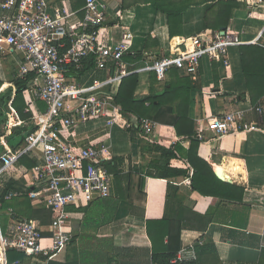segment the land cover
<instances>
[{"label": "crops", "instance_id": "0c3cea01", "mask_svg": "<svg viewBox=\"0 0 264 264\" xmlns=\"http://www.w3.org/2000/svg\"><path fill=\"white\" fill-rule=\"evenodd\" d=\"M48 2L52 9L62 7L74 12L72 22L82 18L85 0ZM101 2L107 5L108 13L102 27L104 42L118 43L126 34H131L130 49L123 57L122 66L110 65L107 70H98L95 62L90 64L89 58L85 60L87 68L81 75L69 71L67 76L70 81L86 86H90L94 80L104 81L101 91L112 98L118 93L123 78L134 73L139 77L136 98L150 96L152 78L156 80L153 86L161 89L162 84L171 77L167 74L165 79H157L148 67L151 57L168 53L172 45L183 37L203 32L216 33L225 28L249 41L264 29V4L253 6L249 0ZM172 5L176 6L177 11L186 7L181 21L178 18L179 21L172 23L163 11ZM258 47L230 46L227 66L205 57L196 76H192L195 89L192 91L189 113L195 121L200 141L198 156L210 163L218 176L221 171L225 178L223 180H233L229 183L244 188L243 202L203 196L192 189L188 176L169 179L147 176L144 165L152 159L153 153L143 155L146 140L142 130H128L124 123L127 120L125 116L124 120H117L112 125H108V118L105 117L91 119L73 128L69 141L78 147L93 143L108 148L109 155L102 160L110 174L111 194L108 197L122 198L112 220L98 228L83 225L85 217L90 214L97 218L109 216L105 211L101 212L103 208H97L98 204L102 205L97 196L92 203L79 207L72 204L70 206L74 208L68 209L67 222L71 232L75 230L77 233L73 242L45 259L10 249L6 252V262L0 264H95L84 261L82 253L96 248L99 240L108 244L103 252L105 259H112V264H151L153 243L147 232V223L151 221L153 225L154 220L164 216L168 183L179 188L178 206L213 216L206 231L183 230L179 256L187 261H199L198 264H264V50ZM23 63L24 55L21 52L0 53V157L5 153L23 152L26 137L37 128L34 114L41 115L47 109L46 103L32 88V81L21 95L18 92L15 80L32 73H21ZM122 70L126 72L122 74ZM254 97L257 100L254 101ZM257 106H261L262 113L256 110ZM240 110L244 111L247 122L257 124L256 129L220 136L210 128L208 116ZM158 112L160 116L152 119L159 123L155 139L163 138L168 142L181 139L174 127L176 117L171 106L164 105ZM131 119L137 120L135 115ZM182 146L189 150L191 140H183ZM42 158L41 149L32 147L7 170H2L0 159V172L6 175L0 177V186L3 181H8L12 183V189L24 193L18 198L6 199L7 208L0 209V226L5 232L13 217L33 219L43 231L42 244L46 246L51 243L52 212L45 202L28 196V192L36 188L33 182L38 184L33 168ZM188 165L181 159L172 161L173 167L186 169ZM167 240V237L164 238V242ZM210 244H214V248H203L201 255L197 253V246ZM97 260L100 258L97 257ZM172 262L175 263V260L172 259Z\"/></svg>", "mask_w": 264, "mask_h": 264}, {"label": "built area", "instance_id": "2783aa9c", "mask_svg": "<svg viewBox=\"0 0 264 264\" xmlns=\"http://www.w3.org/2000/svg\"><path fill=\"white\" fill-rule=\"evenodd\" d=\"M249 1L253 6L264 4V0ZM82 12V18L72 22L74 12L62 7L52 9L48 0H0V53H23L21 73H34L32 88L47 105L44 113L34 114L37 128L26 137L23 152L1 155L2 170L13 167L20 155L30 148L41 149L42 161L33 168L38 184L33 182L36 188L28 192V196L45 202L53 215L51 243L46 246L42 244L43 231L33 219L13 217L5 232L0 226V262H6V252L10 249L45 256L60 251L72 237L66 207L72 204L79 207L96 196L111 194L110 174L102 164L109 155L108 148L93 143L78 147L69 141V134L91 119L105 117L108 125H112L126 117L112 96L101 91L104 81L94 80L86 86L70 81L67 73L72 68L80 69L89 58L95 60L98 70H107L110 65L122 66L123 57L130 49L131 34H126L118 43L104 42L102 27L108 13L107 5L101 0H85ZM263 36L264 29L249 41L230 30L183 37L168 53L152 56L148 67L160 80L165 79L172 68L196 76L205 57L227 66L230 46L248 43L264 47ZM256 110L262 113L261 107ZM207 121L220 136L257 128V124L245 120L241 110L208 116ZM124 123L126 128L139 123L141 130L150 135L159 124L149 118L135 122L127 118ZM23 195L12 189L6 199Z\"/></svg>", "mask_w": 264, "mask_h": 264}, {"label": "trees", "instance_id": "16d2710c", "mask_svg": "<svg viewBox=\"0 0 264 264\" xmlns=\"http://www.w3.org/2000/svg\"><path fill=\"white\" fill-rule=\"evenodd\" d=\"M175 7V5H172L170 9L163 10L168 15L172 23L177 22L178 18H180L181 21V15L186 9L185 7L183 10L177 11ZM176 15L179 16L177 17ZM244 45L259 46L257 44L246 43L242 44L241 47H244ZM258 48L264 50V47L262 46H259ZM94 62L95 60L91 58L90 64H93ZM86 68L87 63L85 64L84 61L80 69L72 68L70 71H73L76 75H81L82 71H85ZM167 74H169L171 78L162 84L161 89H157L153 86V84L155 85L156 80L152 78L153 82L150 96L141 99L135 97V91L139 82L138 74L134 73L126 76L122 80L118 93L113 97L114 103L121 107L123 115L129 120L131 119V116L134 115L136 116L137 121L142 118L155 119L154 117L160 116L158 111L161 110L164 105L171 106V111L176 117L174 127L178 137L181 138L179 140L168 142L163 138L155 139V133L150 135L142 131L143 137L146 140V144L143 146V155L145 156L148 152L153 153L152 159L144 165L145 174L153 178L161 179L188 176L191 180L192 189L198 191L203 196L216 197L222 199L223 201L228 200L230 202H243L244 188L223 180L217 175L210 163L204 161L198 156L200 141L198 140L195 121L189 113L191 95L192 91L195 89L192 74L183 76L182 74L186 73L178 70L177 68H172ZM34 78V73H30L24 78L21 77L15 80V85L17 86L20 95L28 87L31 81H34ZM255 100H257V98L254 97V101ZM132 128L141 130L139 123L133 124L131 128L127 129L130 130ZM186 139L191 140V147L189 150H186L182 146V141ZM174 159H181L186 163H189L188 168L183 169L173 167L172 161ZM5 176V173L0 172L1 178ZM2 184L4 186H0V209L4 207L7 208L6 195L13 187L12 183L8 181H3ZM178 192L179 188L177 185L168 183L165 207L166 211L164 216L160 219L154 220L153 225L151 221H148L147 223V232L153 243L151 264H198L199 262L195 260L187 261L179 258L178 251H180L183 245L182 233L183 230L186 229L206 231L208 225L213 221V216L209 213L201 214L185 208L182 205L178 206L177 200H180ZM96 199H99L102 204H98L97 208H103L104 210L101 209V212L105 211V213L109 214V216L97 218L90 214L85 217V223H83L84 226L98 228L99 226L110 222L122 198L99 197ZM96 199L92 200V202ZM70 207L74 208L72 206H67L66 210L68 211ZM76 237L77 233L73 230L72 237L67 245L73 242ZM166 237L168 240L167 242H164V238ZM100 245L101 248H99ZM105 246L108 247V244L99 240V244L96 248L82 253V256H85L84 261H89L90 263L92 261L95 262V264H112V259H109L108 257L105 259V253L103 252ZM111 248L113 251V243H111ZM203 248H214V244L203 247L197 246V253L201 255ZM39 257L43 259L48 258V256L43 254H39ZM97 257H99L100 260H97ZM172 259L175 260V263L172 262Z\"/></svg>", "mask_w": 264, "mask_h": 264}, {"label": "water", "instance_id": "95a60500", "mask_svg": "<svg viewBox=\"0 0 264 264\" xmlns=\"http://www.w3.org/2000/svg\"><path fill=\"white\" fill-rule=\"evenodd\" d=\"M225 28H223V30H222V32L224 33L225 32ZM222 179H224V177L222 176V174H221V171H220V175H219Z\"/></svg>", "mask_w": 264, "mask_h": 264}, {"label": "bare ground", "instance_id": "6f19581e", "mask_svg": "<svg viewBox=\"0 0 264 264\" xmlns=\"http://www.w3.org/2000/svg\"><path fill=\"white\" fill-rule=\"evenodd\" d=\"M229 182H233V180H229Z\"/></svg>", "mask_w": 264, "mask_h": 264}, {"label": "rangeland", "instance_id": "374dc122", "mask_svg": "<svg viewBox=\"0 0 264 264\" xmlns=\"http://www.w3.org/2000/svg\"><path fill=\"white\" fill-rule=\"evenodd\" d=\"M3 210L5 209V207L4 208H2Z\"/></svg>", "mask_w": 264, "mask_h": 264}]
</instances>
